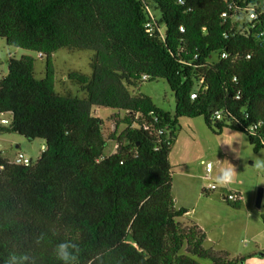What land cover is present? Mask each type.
<instances>
[{
    "label": "trees",
    "instance_id": "trees-1",
    "mask_svg": "<svg viewBox=\"0 0 264 264\" xmlns=\"http://www.w3.org/2000/svg\"><path fill=\"white\" fill-rule=\"evenodd\" d=\"M0 37L47 60L43 79L30 55L11 57L0 78L10 120L0 134L47 145L29 165L0 150V264L26 251L59 264L52 250L66 237L80 244V264L109 248L111 264H245L206 248L198 223L180 222L189 209L177 205L171 153L181 119L200 116L264 149V0H0ZM64 47L96 52L92 76L69 74L79 93L57 86ZM151 79L169 82L175 114L141 92ZM97 107L128 112L111 154Z\"/></svg>",
    "mask_w": 264,
    "mask_h": 264
},
{
    "label": "rangeland",
    "instance_id": "rangeland-1",
    "mask_svg": "<svg viewBox=\"0 0 264 264\" xmlns=\"http://www.w3.org/2000/svg\"><path fill=\"white\" fill-rule=\"evenodd\" d=\"M26 55L36 59L37 78L43 79L47 67L45 57L11 46L0 37V78L9 73L11 57L20 59ZM54 58L59 91L79 93V87L69 79V74L77 71L92 76L96 52L64 47L55 52ZM140 89L151 96L156 105L175 114L176 96L166 79L146 80ZM94 114L105 121V132L110 139L106 153L111 154L117 148L112 136H119L126 128L124 120L128 112L97 107ZM181 123L182 129L171 153L177 205L189 209L186 215L179 218L180 222L184 226L193 222L202 226L207 231L204 245L208 249L229 253L231 259L245 256V264L261 260L259 252L254 254L258 245L250 236L249 228L252 224L264 227V203L262 207L257 205L258 192L264 187V169L256 167L257 162L264 161V149L255 152L248 136L237 130L226 129L222 134L214 133L203 116L185 117ZM43 144L45 141L42 139L31 140L19 133L0 134V150L10 149V157L15 156L13 151L20 150L37 161L42 155ZM207 162H212L217 170L229 165L235 167L236 175L230 187L242 192L245 202L241 208H236L233 201L225 199L222 188L206 191L208 184L213 182L207 178ZM256 255L259 257H254ZM201 261L204 264L211 262Z\"/></svg>",
    "mask_w": 264,
    "mask_h": 264
},
{
    "label": "clouds",
    "instance_id": "clouds-1",
    "mask_svg": "<svg viewBox=\"0 0 264 264\" xmlns=\"http://www.w3.org/2000/svg\"><path fill=\"white\" fill-rule=\"evenodd\" d=\"M257 168L264 169V161L257 162ZM236 175L235 167L229 165L227 167H222L219 170V174L215 178V184L226 186L233 183ZM215 186V185H213ZM53 235H57L54 231ZM47 242V236L45 233L34 238V243L36 246H42ZM53 255L55 260L59 264H80L81 246L73 238L66 237L55 244L53 248ZM114 249H102L95 253L94 264H111L112 253ZM3 264H36V257L31 254V252H21L17 254L16 252H10L7 257L3 260ZM116 264H122V258L116 260ZM264 264V261L261 262Z\"/></svg>",
    "mask_w": 264,
    "mask_h": 264
},
{
    "label": "built area",
    "instance_id": "built-area-1",
    "mask_svg": "<svg viewBox=\"0 0 264 264\" xmlns=\"http://www.w3.org/2000/svg\"><path fill=\"white\" fill-rule=\"evenodd\" d=\"M252 18L256 17V14L254 12L251 13ZM41 56H43L42 54H40ZM225 56H228L227 54H225ZM194 97L196 96V94L193 95ZM9 116L5 115L3 112L0 111V124H7L9 123ZM47 148L46 144L42 145V150H45ZM1 149V146H0ZM10 150H2V155L4 157L5 160H12L15 163L18 164H26L29 165L32 162V158L25 153L24 151H17L15 153L14 157H10ZM207 178L208 180H211L213 182H211L210 184H208L207 186V190L206 191H213V190H217L222 188L223 193H224V197L227 200L233 201V202H242L243 201V194L240 190H233L230 185H226V186H221V185H216L215 184V178L216 176L219 174V170L215 169V166L212 162H207ZM215 185V186H213Z\"/></svg>",
    "mask_w": 264,
    "mask_h": 264
},
{
    "label": "crops",
    "instance_id": "crops-1",
    "mask_svg": "<svg viewBox=\"0 0 264 264\" xmlns=\"http://www.w3.org/2000/svg\"><path fill=\"white\" fill-rule=\"evenodd\" d=\"M18 148H20V145H18ZM5 150H10V149H5ZM16 151L17 150H15L13 152L16 153ZM171 160H172V158H171ZM244 202H245V200L243 197V204H244ZM249 234H250V236H252L256 240L257 245H258V249H257V251H255L254 254L259 252V254L262 257L261 260L254 261L253 264H261V262L264 261V227H261L258 224H252V226H250V228H249ZM254 254H251L250 256H252ZM257 255L254 257H259ZM209 264H212V261Z\"/></svg>",
    "mask_w": 264,
    "mask_h": 264
},
{
    "label": "water",
    "instance_id": "water-1",
    "mask_svg": "<svg viewBox=\"0 0 264 264\" xmlns=\"http://www.w3.org/2000/svg\"><path fill=\"white\" fill-rule=\"evenodd\" d=\"M264 203V187L260 188L258 192V197H257V205L258 207H262Z\"/></svg>",
    "mask_w": 264,
    "mask_h": 264
}]
</instances>
